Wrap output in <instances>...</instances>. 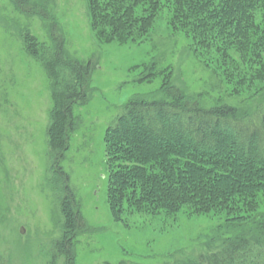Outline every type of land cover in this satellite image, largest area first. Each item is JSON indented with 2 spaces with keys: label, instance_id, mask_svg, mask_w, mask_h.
Instances as JSON below:
<instances>
[{
  "label": "rangeland",
  "instance_id": "374dc122",
  "mask_svg": "<svg viewBox=\"0 0 264 264\" xmlns=\"http://www.w3.org/2000/svg\"><path fill=\"white\" fill-rule=\"evenodd\" d=\"M31 1L51 16H27L11 0H0V264H48L60 233L46 134L50 82L21 38L27 30L51 47V25L59 28L69 57L94 63L89 100L73 108L77 125L61 161L89 228L77 237L76 264L196 259L244 229L246 222L236 219L264 220V193L257 192L237 200L235 215L183 207L172 213L128 211L116 221L107 204L104 144L107 127L127 102L161 98L162 84L206 107L229 104L253 112L264 101V52L250 62V54L244 60L236 48H205L192 34L171 27L167 9L141 41L104 42L91 26L86 0Z\"/></svg>",
  "mask_w": 264,
  "mask_h": 264
},
{
  "label": "trees",
  "instance_id": "16d2710c",
  "mask_svg": "<svg viewBox=\"0 0 264 264\" xmlns=\"http://www.w3.org/2000/svg\"><path fill=\"white\" fill-rule=\"evenodd\" d=\"M11 1L27 16H51L37 2ZM86 3L95 35L104 42L141 41L167 9L171 27L192 34L205 48H236L244 60L250 54V62L264 52V0ZM57 28L49 27L51 47L39 44L27 30L21 38L25 52L44 70L52 98L46 134L60 233L51 243L48 264H76L77 237L89 228L61 161L77 125L73 108L89 100L94 63L69 57ZM162 85L161 98L130 99L106 129V197L112 218L121 221L128 211L172 213L183 207L194 213L237 214V200L264 193V101L251 113L229 104L206 107L180 88ZM236 220L246 222L244 229L210 245L196 259L167 264H264V220Z\"/></svg>",
  "mask_w": 264,
  "mask_h": 264
}]
</instances>
